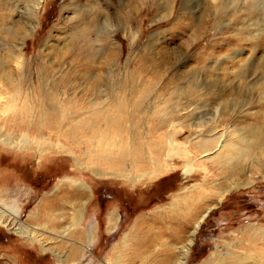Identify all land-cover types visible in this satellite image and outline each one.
<instances>
[{
    "label": "rangeland",
    "instance_id": "rangeland-1",
    "mask_svg": "<svg viewBox=\"0 0 264 264\" xmlns=\"http://www.w3.org/2000/svg\"><path fill=\"white\" fill-rule=\"evenodd\" d=\"M2 72L0 264H129L125 235L193 185L213 207L185 264H264V0H0ZM241 141L233 187L213 161ZM51 195L68 218H37Z\"/></svg>",
    "mask_w": 264,
    "mask_h": 264
},
{
    "label": "bare ground",
    "instance_id": "bare-ground-1",
    "mask_svg": "<svg viewBox=\"0 0 264 264\" xmlns=\"http://www.w3.org/2000/svg\"><path fill=\"white\" fill-rule=\"evenodd\" d=\"M2 73L3 74L0 77L2 78L4 77V79L7 78L6 77L7 75H5L6 72H2ZM5 109L9 110V107ZM204 136L205 137L201 139V142L196 146V149L199 151L200 150L205 151V153L208 150H213L212 152L215 153V144L213 143L214 145H212V142H214L215 137L210 134H206ZM242 143L243 142L241 141V144L237 143L233 145L230 144V146L228 145V149L230 147L228 153L226 155L224 154L219 155L217 161L215 158L216 155L214 156L215 160L213 161V163L214 164L217 163L218 166H221V170L224 171L225 181L229 186L244 187L248 185V184L240 185L239 184L240 182L236 181L237 178L236 179L234 178V176L237 175L236 174L238 168L237 166H240L242 164V161H245V158L249 155V151L247 150V147L243 146L245 142L243 144ZM176 145L177 144H174L171 141H169V151L175 152ZM187 163H188V171L185 174L186 178L189 177L192 172H194V168H195L193 167V160H190V162ZM158 164L159 163H155V166ZM119 177L125 179L130 178L133 181L132 183H135L133 175H132L133 178L124 176L122 174ZM70 183H77V181L71 180ZM81 186L84 187L85 189L87 188V186L84 184H82ZM212 186H214L213 188L217 187L218 191L221 190V192H218L217 196H216V190H215V194L212 195L213 198H215V200L218 201V203L222 202L221 200L231 190V188L230 190H228V188L226 187L223 188L221 186H218L214 182L212 183ZM206 187L207 185L202 187L193 185L191 188H189L191 190L187 189L190 192L186 190V193L184 195L186 199L182 200L181 203H178L179 199L177 200V196H176V198L173 200L172 204L169 207H164L165 208V210H163L164 213H161L160 217L157 218L155 217L156 226H157L156 232L151 230H146V232H144L145 236H143L142 238L137 237L136 239L135 237L136 235L134 236L135 233L134 231L137 232V230L135 228L131 232V234L129 233L125 235L123 240V252H127L126 254L133 255V258L130 260L133 259H135V261L138 260L139 262L138 261L137 262L139 264H142L143 262H145V264L146 263L148 264L150 262V260H148V257H151L150 259H152V256L156 257L158 254L164 255L163 256L164 258L160 257L162 259L160 260L162 262L161 264H185L190 252L191 245L194 242L195 235H197L198 229L200 228L201 222L205 218L206 214L213 207V204L209 205L206 203V202H210L209 200H211L210 193L204 194ZM206 205H209V207L206 211L203 212V210H205V208L207 207ZM200 213H205V214L200 217L199 216ZM114 219H117V216H115ZM77 220L78 218L75 221ZM43 222L45 223V225L47 224L46 226L50 225L51 226L50 228H53V230L58 229L61 225L59 222H56V219H52V221L48 220ZM22 225L25 226V224L21 222L20 226ZM20 228L16 229L15 232L17 234L25 235ZM250 231L252 232V230ZM87 233L86 230L80 232V234L78 235L79 239L85 242L87 236L89 237L91 236L89 232ZM141 248L142 249L148 248V249L145 251L142 250ZM77 250L78 249L75 248V250L72 252V256L75 259L76 258L78 259L79 258L78 254H80ZM218 259H221L220 261H223L229 258L227 253L221 254L216 249L215 252L213 253L212 260L215 262ZM130 260H129V264H133L134 261L131 263ZM156 261L157 260H155V262ZM220 261H218L217 263H221ZM204 264H209V263L206 262Z\"/></svg>",
    "mask_w": 264,
    "mask_h": 264
},
{
    "label": "crops",
    "instance_id": "crops-1",
    "mask_svg": "<svg viewBox=\"0 0 264 264\" xmlns=\"http://www.w3.org/2000/svg\"><path fill=\"white\" fill-rule=\"evenodd\" d=\"M59 190L61 191L62 189H59ZM64 193H65L64 194L65 197H66V195L69 196L70 198L79 197V198H82V201L84 202L83 198L85 197V194L83 195V193H81V192L76 193L75 190L72 191L70 189H67ZM56 200H57V198L55 199L54 195H51V199H49V198L46 200L43 199L41 201V203H37L35 205V209L33 210V212L35 213L37 218H38V216L44 217L46 215L48 216V215H52V214L53 215L56 214V215H60L64 218H68V215H71V212H72V210L70 209L71 207L69 205H67L62 209L61 207H59V205L56 204ZM77 203L79 204V202H77ZM75 208L77 209V210H75V214H77V216L79 214V210L81 211L79 216L81 214H83V204L82 203L79 204V206H75ZM73 213H74V211H73ZM35 222H37V221L35 220ZM94 237H92V238H94Z\"/></svg>",
    "mask_w": 264,
    "mask_h": 264
},
{
    "label": "flooded vegetation",
    "instance_id": "flooded-vegetation-1",
    "mask_svg": "<svg viewBox=\"0 0 264 264\" xmlns=\"http://www.w3.org/2000/svg\"><path fill=\"white\" fill-rule=\"evenodd\" d=\"M115 216H117V214L116 215H114V217L113 218H115ZM118 217V216H117Z\"/></svg>",
    "mask_w": 264,
    "mask_h": 264
}]
</instances>
